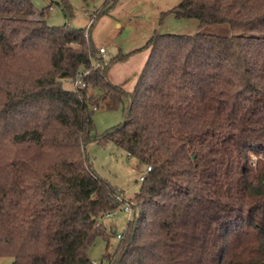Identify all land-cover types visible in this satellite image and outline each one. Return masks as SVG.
<instances>
[{
    "label": "trees",
    "instance_id": "16d2710c",
    "mask_svg": "<svg viewBox=\"0 0 264 264\" xmlns=\"http://www.w3.org/2000/svg\"><path fill=\"white\" fill-rule=\"evenodd\" d=\"M166 13L231 33L153 32L93 67L84 28L0 0V257L92 264L95 238L115 236L107 264H264V0H179ZM141 48L132 89L110 82L109 66ZM77 76L82 87L62 86ZM123 98L122 121L92 137L93 110ZM92 140L150 167L131 197L91 167ZM122 204L118 234L102 218Z\"/></svg>",
    "mask_w": 264,
    "mask_h": 264
},
{
    "label": "rangeland",
    "instance_id": "374dc122",
    "mask_svg": "<svg viewBox=\"0 0 264 264\" xmlns=\"http://www.w3.org/2000/svg\"><path fill=\"white\" fill-rule=\"evenodd\" d=\"M30 1L35 15L42 11L41 17L48 25L65 23L70 27L84 28V31L89 33L95 49L104 48V52H98L97 55L100 56L99 60L106 61L105 64L118 50L124 52L142 46L153 32L175 34L204 32L218 35L231 33L228 26L223 23L200 27L197 20L192 18H176L170 13L161 15L162 11L173 7L179 0H118L107 14L97 18L93 16L101 9L103 0H66L70 14L58 5V0ZM146 54L147 49L141 48L126 61L112 63L107 73L108 79L115 81L114 84L120 83L125 91H130L143 66ZM104 55L107 59L103 58ZM62 86L71 89L72 83L66 79L62 82ZM87 92L95 93L90 86L87 87ZM99 104L103 105L104 102ZM126 107L127 100L123 98L115 109L99 107L93 110L91 136H98L120 123ZM84 152L94 171L121 190L123 196L131 197L137 191L139 186L137 177L144 167L137 164L134 158L127 156L123 150L116 148L109 141L102 144L96 143L95 140L89 141L84 146ZM124 205H120V208L110 216L106 215L102 218L103 224L112 225L113 230L118 234L123 231L128 217H131L132 210L129 209L128 212L124 209ZM116 239L117 237L111 236L106 249L104 239L96 237L87 251L89 260L94 264H107L102 255L112 253ZM0 264H11V258L0 257Z\"/></svg>",
    "mask_w": 264,
    "mask_h": 264
},
{
    "label": "built area",
    "instance_id": "2783aa9c",
    "mask_svg": "<svg viewBox=\"0 0 264 264\" xmlns=\"http://www.w3.org/2000/svg\"><path fill=\"white\" fill-rule=\"evenodd\" d=\"M98 52H100V53H102V52H104V48H102V47H99L98 48ZM103 58H105V59H107V56H103ZM105 63H106V61H101V60H99V61H94L93 63H92V66L93 67H98V66H103V65H105ZM85 73H87V71L86 70H84L83 72H82V74H85ZM72 86L73 87H82L83 86V83H82V81L80 80V78H79V76H77L74 80H73V82H72ZM149 169H150V167L147 165V166H145V168L141 171V172H139V175H138V177H137V180L138 181H142L143 180V177L145 176V174H146V172L147 171H149ZM124 209H126L128 212H129V206L127 205V204H125L124 205ZM117 211V210H116ZM115 212V211H114ZM114 212H112V213H114ZM112 213H108V214H106L107 216H110ZM92 264H94L93 262H92Z\"/></svg>",
    "mask_w": 264,
    "mask_h": 264
},
{
    "label": "crops",
    "instance_id": "0c3cea01",
    "mask_svg": "<svg viewBox=\"0 0 264 264\" xmlns=\"http://www.w3.org/2000/svg\"><path fill=\"white\" fill-rule=\"evenodd\" d=\"M166 11V10H165ZM163 12V11H162ZM117 26H119L118 24H116ZM133 49H135V48H132V49H130V50H127V51H124V52H122V51H120V50H118V52L119 53H126V52H129V51H131V50H133ZM117 52V53H118ZM133 53H135V52H133ZM133 53H131V54H129L123 61H126V59L128 58V57H130V55H132ZM146 56V55H145ZM145 59V58H144ZM119 62H122V61H119ZM116 63V62H115ZM114 63V64H115ZM118 63V62H117ZM113 65V64H112ZM112 65H110L109 66V68H108V70H107V73H108V71H109V69H110V67L112 66ZM107 76V75H106ZM110 77H112V76H110ZM108 78V77H107ZM110 82H112V80H110V79H108ZM114 81V80H113ZM115 82V81H114ZM114 82H112V83H114ZM115 84H120V83H115Z\"/></svg>",
    "mask_w": 264,
    "mask_h": 264
}]
</instances>
